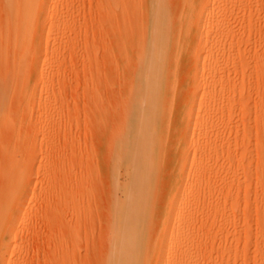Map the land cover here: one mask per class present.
Masks as SVG:
<instances>
[{
	"label": "rangeland",
	"instance_id": "rangeland-1",
	"mask_svg": "<svg viewBox=\"0 0 264 264\" xmlns=\"http://www.w3.org/2000/svg\"><path fill=\"white\" fill-rule=\"evenodd\" d=\"M31 1L29 22L0 0V191L4 168L21 179L6 180L17 198L0 264H264V0ZM196 3L198 22L184 17ZM162 15L166 116L134 243L112 230L126 185L143 181L118 137Z\"/></svg>",
	"mask_w": 264,
	"mask_h": 264
},
{
	"label": "bare ground",
	"instance_id": "bare-ground-1",
	"mask_svg": "<svg viewBox=\"0 0 264 264\" xmlns=\"http://www.w3.org/2000/svg\"><path fill=\"white\" fill-rule=\"evenodd\" d=\"M6 1L8 4V5H6V8L11 9L14 13L19 12V14L21 13V11L24 10V13L27 15L26 20L29 22L33 20L30 18L33 15V11L35 8L33 1L29 0V1H26L24 3L22 2V4L19 0H6ZM13 2H15V5L13 4ZM158 2L159 1H157V4H158ZM196 5H199V4L196 3L195 6H193V4H192L191 6L188 7L187 13H185V15H184V17L186 19L198 22L197 19L200 18V11ZM13 6H14V8H15V6H17V9L13 10V8H12ZM163 15L161 17H157L154 21V24L152 26H150V28H148V30L150 29L149 34H148V37H149L148 38L149 46L147 45L148 49H147V47L144 48L141 55L139 54L140 56L138 58V62L136 64V66H135L136 71L134 72V74L135 75L138 74L139 76L137 75L138 77H136V79L133 80L134 86L132 85L131 86L132 89H130V90H133L131 92L132 93V97H131L132 101H131V105L129 108L130 109L129 112H132V114H130L128 123H131L132 125H131V127H125L123 132L120 133V135L118 134L119 135L118 139L120 138V140H121V138H122L123 140H125L126 144L129 145V147L131 148V152L129 154V157L131 156L130 162L131 163L133 162V164H135V169L132 170V171H134L133 175H135V173L136 174L141 173L143 181H142V183L137 184V183H135V181L132 180L128 185H126L127 186L126 201L128 203V206H125V205L123 206V204L122 205L118 204L117 209L115 208L116 209V211H115L116 221H114L115 223L113 224L112 230H113V232H115L117 234H119V232H122L125 239H129L130 241H132L134 243H136V241L138 240L137 228L139 227L141 220L144 219V215H145L144 214V206L146 204H148L150 201L149 191H150V183L152 181V179H151L152 178V173H151L152 170H151L149 163H151V161L153 160L150 153L152 151V149H151L152 144L156 140H158L157 132L155 131L154 128L157 127L160 124V122H162L165 119V116H166L165 111H163V109H161L162 102L159 99V96L162 95V94H160V92L163 91V90H161L162 89V82H163V79L165 76L163 74V71H164L165 65L167 64L166 63V61H167V59H166L167 53L166 52H167V48H168L167 47L168 46L167 40L169 38L168 34L170 35V33H168L167 23L165 22V18H164L165 16L163 17ZM16 21H18L17 18H16ZM124 28H126V27L124 26ZM15 33H16V35H15L16 36V43L19 44L21 49L23 48L22 53H20V55H21L20 59L19 60L17 59L18 64L17 63L16 64L18 66H15V67L21 68L23 66V68H24L25 61H28V60H26L27 52H28V51L26 52V49L28 47L29 42L26 40V31L21 30V28H18L15 30ZM131 33H133V32H131ZM184 34H185L184 29L182 27H180V35L182 36ZM125 35H127V34H125ZM133 36H135V35H133ZM170 37H172V36H170ZM126 40L128 41L129 39L126 38ZM124 41H125V39H124ZM129 42H131V41H129ZM125 45L123 44L122 46H124L126 48ZM130 46L131 45L129 44L128 49L134 48V47L130 48ZM139 51L141 52V50H139ZM26 65H25V67H26ZM19 68H16L15 71H18L17 69H19ZM18 73H20V72H18ZM22 74H23V72H22ZM7 75H9V74H7ZM7 77L8 76L4 77V81H5V78H7ZM13 78H14V76L11 79H13ZM11 79L9 78V80H11ZM15 79H16V77H15ZM12 81H9V83H11ZM6 82H2V83L9 85V84H7L8 82L7 83ZM4 84H2V85L5 87ZM13 86H14V84H13ZM6 89H7V86H6ZM4 90H5V88H4ZM158 94H159V96H158ZM206 130L208 131V129L203 130L204 133L207 132ZM187 131H189V130H186V132ZM130 148H129V150H130ZM121 150H122V145L120 142L117 141L116 146H115V150H114V155H113L114 159L112 158L114 161H115V158L117 157L116 155L118 153H120ZM2 153L5 155V158H6V154L8 155V153H6V150ZM13 155L11 157L9 156V158L14 159ZM2 159H4V158H2ZM126 162L127 163H124V165L125 164L128 165L130 163L129 161H126ZM2 167L3 166H1L0 169H2ZM8 167H9V165H8ZM114 169H116V168H114ZM17 170H18V168H17ZM3 171H4V176H5V178H3V180H4L3 183L5 184V189L3 191H0V231L2 230L4 225L6 224V218L10 215L9 214V208L12 206L11 204L14 203L16 198H17V191L16 190L15 191L12 190V192L8 195L6 194V180L10 185L13 181H16V178H14L13 175H11L10 169H9V172H6V168H4ZM7 171H8V169H7ZM19 171L20 170H18V173H19ZM19 177L20 176H18L17 179ZM25 177L26 176H24V178ZM149 177H150V179H149ZM18 180L20 181L21 179H18ZM18 180L16 182H18ZM15 187H16V184H15ZM124 189H126V188L124 187ZM10 190H11V188H10ZM118 218H120V219L123 218L122 222H124V221L126 222L125 226H123L122 224L121 225L119 224V221H117ZM8 219H9V222L7 224H10L11 217ZM127 224H130V225H127ZM1 243H2V240L0 239V252H1ZM111 259H112L111 264H121V261H119V257L116 254H112Z\"/></svg>",
	"mask_w": 264,
	"mask_h": 264
}]
</instances>
